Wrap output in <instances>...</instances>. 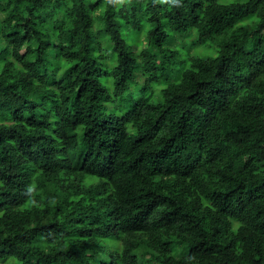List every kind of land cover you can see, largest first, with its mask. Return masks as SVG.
Here are the masks:
<instances>
[{
    "label": "trees",
    "instance_id": "16d2710c",
    "mask_svg": "<svg viewBox=\"0 0 264 264\" xmlns=\"http://www.w3.org/2000/svg\"><path fill=\"white\" fill-rule=\"evenodd\" d=\"M0 264H264V0H0Z\"/></svg>",
    "mask_w": 264,
    "mask_h": 264
},
{
    "label": "rangeland",
    "instance_id": "374dc122",
    "mask_svg": "<svg viewBox=\"0 0 264 264\" xmlns=\"http://www.w3.org/2000/svg\"><path fill=\"white\" fill-rule=\"evenodd\" d=\"M186 42H187V41H186ZM184 43H185V42H184ZM190 51L192 52V51H193V49L191 48V49H190Z\"/></svg>",
    "mask_w": 264,
    "mask_h": 264
}]
</instances>
